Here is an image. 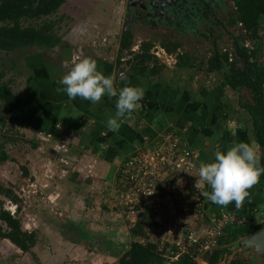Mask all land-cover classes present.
Listing matches in <instances>:
<instances>
[{
  "label": "crops",
  "instance_id": "0c3cea01",
  "mask_svg": "<svg viewBox=\"0 0 264 264\" xmlns=\"http://www.w3.org/2000/svg\"><path fill=\"white\" fill-rule=\"evenodd\" d=\"M124 10L123 8V17ZM91 20L82 25L83 33L78 37L80 41L86 38L92 39L98 25L103 21L102 17L99 19L95 16ZM152 37H154L152 42L155 47L151 54L156 57L158 64L164 66V70L157 77H151L148 73L154 63L149 64L139 60L132 67L123 66L122 70L127 72L119 71L118 73H123L120 79L115 71L116 64L113 61L110 62L108 57L102 58L103 55L100 54L95 57L92 54L95 51L93 48L90 51L86 49L88 50L86 52L82 42H78L76 47L86 53L81 55L82 58L95 60L98 69L105 76L113 78L117 90L126 83L144 90V97L139 101L136 109L123 120L116 133L107 132L104 124L108 117L114 115L115 98L109 99L104 96L100 103L93 105L80 98L69 101L64 93L57 91L54 96L56 103L53 102L55 103L53 109L51 112L47 111L42 114L38 112L40 107L37 103V111L33 114L39 113L41 116L32 121L35 131L44 130L48 133L50 129L41 124L46 122L53 125L50 133L55 137L61 138L62 132L67 133L68 136L71 132L84 145L78 151V156L82 159L80 163L77 162L76 171L72 166V173L66 177L59 175L54 184L45 187L47 198L53 197L58 204L57 211H59L60 218L52 211L54 206L52 204L47 206L48 202L45 201L44 208L47 213L42 216L39 214L37 217L36 223L39 228L35 231L39 233L40 239L35 251L40 256L44 255L50 263L114 264L123 256L131 243L127 222L135 220L138 214L137 212L131 213V209L127 207H120V195L115 188L120 168L126 159L140 149L157 146L165 135H171L177 141L180 151L189 149L193 152V170L189 177L193 183L198 178V165L209 161L218 150L224 151L233 143L246 142L258 151L253 136L249 132V125H246L239 112L235 111L234 104H231L235 92L229 88L222 89L221 83L217 81L221 79L218 75L195 72L197 68L195 62L198 61L194 62L195 68L193 69L177 67V55L184 53L181 46L175 54L169 55L162 48V42L158 36L157 38ZM73 50L75 48L63 40L58 47L53 49L57 55L54 63L62 69L63 65L57 63L61 62L60 60L69 61L75 58L78 50L76 52ZM157 51H160V57L156 54ZM192 58L205 59L194 56ZM167 59H171L174 66L169 67ZM55 69L56 67L53 66V71ZM57 74L60 77L63 75L60 72ZM56 86L60 87L58 84ZM57 100H59L58 103ZM33 114L27 117L31 120V117H34ZM55 126L60 127L56 130ZM101 133L106 134L101 135ZM223 141L227 143L218 144ZM89 171L99 172L98 177L93 175L91 180H84L81 177L82 173H89ZM159 177L161 184L156 190V195L162 197L160 195L163 190H166V194L168 193L167 187L163 188L165 183L169 182L170 178L171 180L178 178V172L175 173L170 166H162L159 170ZM252 188L259 191V195L252 191L239 208L231 203L218 208L216 212H220L217 214H214L213 203L204 198V211L196 210V215L193 212V217H191V219L195 218V229L198 230L200 227V219L201 229L208 228L211 217L221 213L233 217V215H238L245 203L251 204L255 197L264 199L263 189L259 182ZM206 190L210 191V189ZM167 200L170 198L167 197ZM254 211L256 212L255 219L264 220L262 200L260 206ZM196 221L199 222L196 223ZM77 233H80L79 243L75 240ZM83 233L91 238L82 239ZM155 235L159 234L155 231L153 236ZM50 244L51 247H49ZM48 251L53 254V258L48 257Z\"/></svg>",
  "mask_w": 264,
  "mask_h": 264
},
{
  "label": "trees",
  "instance_id": "16d2710c",
  "mask_svg": "<svg viewBox=\"0 0 264 264\" xmlns=\"http://www.w3.org/2000/svg\"><path fill=\"white\" fill-rule=\"evenodd\" d=\"M67 1L69 0H0V52L8 54L28 48L46 52L58 47L64 39L63 25L72 22L70 17L61 14L60 11ZM231 2L234 4V10L228 26L234 27L235 32H227L231 45L226 48V52L219 54L215 51L209 60H196L189 54L179 53L177 67L193 69L194 62L198 61L200 72L218 75L222 79L220 84L222 89L229 88L238 94V112L246 125H249L247 126L258 149L261 166H264V67L256 60L257 51L254 48L256 43L260 42L259 30L264 24V0H231ZM132 38L130 34L120 38L116 57L117 69L123 66L132 67L136 61L143 60L149 64L154 63L149 69V76H159L164 66L158 64L156 57L151 54L155 44L152 40L146 41L135 52ZM246 40L250 41L253 47H248ZM161 46L169 55L175 54L180 48L177 42L162 41ZM3 78L2 73L0 75V136H7L6 138H10L9 142H15V138L9 137L8 134L20 125V118L37 111L38 105L30 96L26 98L18 96L13 91L10 81L1 82ZM15 134H18L17 131ZM33 148H38L36 143ZM10 160L4 147L0 146V163ZM64 167L69 169L68 166L64 165ZM21 170H24L25 176L28 174L25 169ZM259 183L264 193V174L260 176ZM0 196L14 201L15 204L19 202L17 197L1 183ZM170 196L172 197V194ZM261 200L264 202L263 198L255 197L251 204H248L249 206L246 203L243 205L237 215L239 222L225 227L218 248L201 257L204 263L243 264L239 261L228 262L226 255H231L230 248L235 243L264 229V220L256 224L254 211L260 206ZM232 205L235 206L234 203ZM134 210L137 212L138 209ZM176 211L181 214V210L176 208ZM154 219L155 214L146 209L145 212L137 215L135 220L127 222L131 243L129 249L114 264H199L196 260L199 254L197 247L186 244L185 251H181L182 249L175 245L161 246L158 241H153L154 231L157 230ZM79 234H76L75 239L78 243ZM0 238L8 240L23 255H30L35 264H54L47 263L36 255L39 233L26 231L22 221L4 211L2 204H0ZM84 238L89 239L91 236L83 233L82 239ZM48 257L53 258V254L49 251Z\"/></svg>",
  "mask_w": 264,
  "mask_h": 264
},
{
  "label": "rangeland",
  "instance_id": "374dc122",
  "mask_svg": "<svg viewBox=\"0 0 264 264\" xmlns=\"http://www.w3.org/2000/svg\"><path fill=\"white\" fill-rule=\"evenodd\" d=\"M229 1L228 7L232 9V3ZM124 2L125 0H69L63 5L60 10L61 14L70 17L72 20V22H68V25H63V40L68 42L69 46L75 48L73 51L76 52L78 50V55L68 61L69 67L71 66L72 61L79 60L82 58L81 55L86 54L83 53L81 49H76L78 42H82V46L85 48L86 52L93 48L95 51H93L92 54L95 57H98L100 54L103 55L102 58L106 59V57H108L110 62L113 61L114 64H116L120 37L124 26ZM93 16L96 18L98 17L99 19L102 17L103 21L98 25L99 27L97 30H95L96 33L94 34L95 31L93 32L94 37L92 39L86 38L84 41H80L78 37L83 33L81 31L82 25L90 21ZM227 32H235V28L228 27ZM170 34L171 35L160 36V33H156L155 31L152 32L147 29L144 32L136 33L132 38L135 45L133 50L137 52L142 43L148 41V39L152 40L154 38L152 36H155V38L158 36L161 42H178L175 33L173 32ZM259 35L260 42L256 43L254 48L257 51L256 60L264 67V24L260 27ZM245 43L248 47H253L250 41L248 42V40H246ZM179 44L181 45V49L188 53L201 51L200 54L193 53L192 56L194 57H197V54L202 57L208 56L207 50L194 49L189 41L185 44L179 42ZM223 44L226 47H230L231 45L228 33L223 39ZM56 56L57 55L53 50L50 52H40L35 48L17 50L8 54L0 52V75L2 73L4 74V78L1 82L10 81L13 91L22 98H26L29 95L33 99H36V102L40 107L38 112L41 114L47 111L51 112L53 105L56 103L54 96L56 95L58 88L56 85L60 79V75L57 73L60 72L64 75L68 71V68L64 67V63L67 60H60L61 62L57 63L63 65L61 69L56 63H54V61H56L54 60ZM195 63L197 67L195 72L199 73L198 62ZM167 64L169 67L174 66L172 65L173 61L170 59L167 61ZM53 66L54 68L56 67L54 71ZM121 69H123V67ZM121 69L115 67L116 73ZM124 71L126 70H122V72ZM121 74L123 73H118V76L115 74V76L121 79ZM217 81L221 83V79ZM214 83L217 82L214 81ZM238 97V94L235 93L233 102L231 103L232 105L234 104L233 107H235V111H239ZM58 102L59 100H57V103ZM41 114H33L34 117H31V120L27 116L20 118V125L15 127V131H11L8 134L9 137L15 138V142H9L8 139L10 138H6L7 136H3L2 139L0 138V146L4 147V150L11 159L6 163H0V183L6 189L10 190L13 193V196H16L19 201L15 204L14 201L4 196H0V204H2L4 211L9 212L11 215L12 213H15L14 217H17L22 221L26 231L32 232L39 228L38 223H36L38 215L40 214L42 216L47 213L44 208L45 201L48 202L47 206L50 204L54 206L52 211L60 218L58 214L59 211H57L58 204L53 197L47 198L45 187L49 184H54L59 175L62 177L68 176V174L73 172V167L74 171H76V164L77 162L80 163L82 159L78 156V151L84 146L83 143L77 140L75 135L71 132H69L70 135L68 136L67 133L62 132L63 136L61 138L55 137V135L50 133L53 125L46 122L41 124L45 128L47 127V129H50L48 133H45L44 130L39 132L35 131L32 126V121L34 118L41 116ZM59 127L55 126V129L58 130ZM16 131L18 134H15ZM35 143L38 146L36 149L33 148ZM219 143H227V141L218 142V144ZM64 164L65 166H68L69 169L65 168ZM22 168L27 171L28 174L26 176L24 175V170H21ZM93 175H97L98 177L99 172L92 173L89 171V173H82L81 177L88 181L89 179L91 180V176ZM86 176L90 178H86ZM171 179L172 178H170L169 182L165 183V189L172 183ZM252 189L253 188L248 189L249 194L252 191H255V193L259 195V191ZM160 196H165V198H161V200L166 199L168 193L166 194V190H163ZM120 207L125 208L123 205ZM214 207V214L220 212H216L218 208H223V206L212 204V208ZM173 209L176 211V208ZM233 216L239 220L237 215ZM256 219L258 220H256V224L263 222V219ZM185 220L188 222L191 221L190 224L193 228H196V224H194L195 218H188ZM197 222L199 221H196V223ZM201 222L200 219V227L198 230L203 231L207 227L201 229ZM152 240L158 241L161 246L165 244L172 246L174 243L180 241L177 236L165 235H155L152 237ZM181 251H185V249ZM36 255L41 257L45 262H48V259L44 255L40 256L37 251ZM43 260L42 262H44ZM0 264H35V261L30 255H23L8 240H2L0 238ZM199 264H204V262L200 260Z\"/></svg>",
  "mask_w": 264,
  "mask_h": 264
},
{
  "label": "built area",
  "instance_id": "2783aa9c",
  "mask_svg": "<svg viewBox=\"0 0 264 264\" xmlns=\"http://www.w3.org/2000/svg\"><path fill=\"white\" fill-rule=\"evenodd\" d=\"M156 54L160 57V51ZM179 149L177 141L171 135L162 137L160 143L153 148L140 149L121 166L115 188L120 195L121 205L132 212L138 209V215L146 209L155 214L157 234L177 236L180 241L174 245L182 250L186 244L197 247L199 254L196 260L199 263L203 255L218 248L225 227L239 220H236L235 216L221 213L210 218V225L203 232L193 228L191 221L185 220L193 217L196 210L202 212L205 208L204 197L194 189L189 178L193 170V152L189 149L184 151ZM166 165L175 173L178 172V178L172 180L167 187L170 200L167 198L161 200L156 195V190L161 184L159 170ZM178 180H182V184H178ZM173 208L181 210V214ZM14 214L12 213L13 216Z\"/></svg>",
  "mask_w": 264,
  "mask_h": 264
},
{
  "label": "clouds",
  "instance_id": "9594fccd",
  "mask_svg": "<svg viewBox=\"0 0 264 264\" xmlns=\"http://www.w3.org/2000/svg\"><path fill=\"white\" fill-rule=\"evenodd\" d=\"M64 67L68 71L58 80L60 87L57 91L64 93L69 101L80 98L96 105L104 96L115 98L114 115L104 121L107 132L116 133L123 120L136 109L144 97L141 87L127 83L117 90L113 78L105 76L93 59L84 57L74 60L70 67L66 61ZM262 174L264 166H261L257 150L249 143L238 142L224 151H216L209 161L201 162L193 187L200 196L215 205L227 206L234 203L239 208L249 195L248 189L259 182ZM177 183L182 184V180Z\"/></svg>",
  "mask_w": 264,
  "mask_h": 264
},
{
  "label": "flooded vegetation",
  "instance_id": "af4514ba",
  "mask_svg": "<svg viewBox=\"0 0 264 264\" xmlns=\"http://www.w3.org/2000/svg\"><path fill=\"white\" fill-rule=\"evenodd\" d=\"M229 0H125L124 26L122 34H130L147 30L160 33V36L175 33L177 41H187L194 49L207 50L212 58L213 53L226 52L223 39L228 31V21L233 14L229 8ZM231 1V0H230ZM229 1V2H230ZM202 38V39H201ZM181 46V45H180ZM183 47V46H182ZM192 56L193 53L185 52ZM197 57H202L197 54ZM2 139V137L0 136Z\"/></svg>",
  "mask_w": 264,
  "mask_h": 264
},
{
  "label": "water",
  "instance_id": "95a60500",
  "mask_svg": "<svg viewBox=\"0 0 264 264\" xmlns=\"http://www.w3.org/2000/svg\"><path fill=\"white\" fill-rule=\"evenodd\" d=\"M230 252V256L226 255L228 262L264 264V229L235 243Z\"/></svg>",
  "mask_w": 264,
  "mask_h": 264
}]
</instances>
